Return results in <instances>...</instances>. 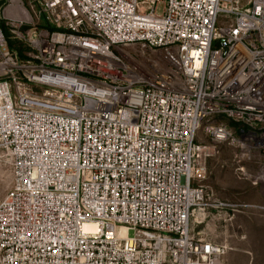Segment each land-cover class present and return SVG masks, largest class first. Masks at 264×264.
Returning <instances> with one entry per match:
<instances>
[{
    "label": "built area",
    "instance_id": "obj_1",
    "mask_svg": "<svg viewBox=\"0 0 264 264\" xmlns=\"http://www.w3.org/2000/svg\"><path fill=\"white\" fill-rule=\"evenodd\" d=\"M39 2L22 56L0 19V264H224L191 218L218 145L264 152V0Z\"/></svg>",
    "mask_w": 264,
    "mask_h": 264
},
{
    "label": "rangeland",
    "instance_id": "obj_2",
    "mask_svg": "<svg viewBox=\"0 0 264 264\" xmlns=\"http://www.w3.org/2000/svg\"><path fill=\"white\" fill-rule=\"evenodd\" d=\"M39 0H2L0 19L8 28V40L22 53L29 48L21 41L22 31L40 23ZM202 141L211 139L201 136ZM241 151L229 144L217 146L206 160L207 173L197 183L204 189V207L191 218V231L205 241L227 248L224 264H264V152L251 161H240ZM244 164L252 175L237 170ZM13 186L8 158L0 159V201ZM219 203L229 205L218 208Z\"/></svg>",
    "mask_w": 264,
    "mask_h": 264
},
{
    "label": "trees",
    "instance_id": "obj_3",
    "mask_svg": "<svg viewBox=\"0 0 264 264\" xmlns=\"http://www.w3.org/2000/svg\"><path fill=\"white\" fill-rule=\"evenodd\" d=\"M1 26H2V28H3V30H4V32H5V34H6V36H8V28H7V26H6L5 21H2V22H1ZM9 46H10L11 50L18 52V54H19L20 56L23 55V53H22V51H21L20 49H16V47H15V45L13 44L12 41H9Z\"/></svg>",
    "mask_w": 264,
    "mask_h": 264
}]
</instances>
